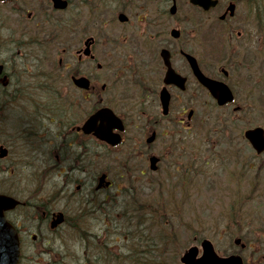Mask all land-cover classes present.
Here are the masks:
<instances>
[{"label":"flooded vegetation","instance_id":"obj_1","mask_svg":"<svg viewBox=\"0 0 264 264\" xmlns=\"http://www.w3.org/2000/svg\"><path fill=\"white\" fill-rule=\"evenodd\" d=\"M3 110L17 125L29 115L0 141L21 264L94 262L89 241L64 237L141 232L110 217L171 200L174 131L249 145L245 131L264 129V0H0Z\"/></svg>","mask_w":264,"mask_h":264},{"label":"rangeland","instance_id":"obj_2","mask_svg":"<svg viewBox=\"0 0 264 264\" xmlns=\"http://www.w3.org/2000/svg\"><path fill=\"white\" fill-rule=\"evenodd\" d=\"M9 112V111H8ZM2 120L1 126H0V141H4L6 138L8 139L9 134H3L2 131H7L9 133H11L10 129L11 127L16 128L13 129L14 131H17L18 126L23 127L24 122L26 120H29V115H23L21 121L17 124L13 123V118L12 116H8V114L6 113L5 110H3L2 112V117L0 118ZM7 122L9 123V129L6 130L7 128ZM174 136H171V143H175L177 142V138H178V142L179 143H183L184 147H187L188 143L190 144V148L194 149V148H198L201 145V141H200V137L198 135L194 136V135H186V133L184 131H179L175 134H172ZM177 136V138H176ZM15 135L12 133L11 139H14ZM9 141V140H8ZM177 142V143H178ZM176 154V152H175ZM197 154H200L197 152ZM13 154L10 153L9 157L13 158ZM175 159V157L173 158V160ZM262 160H264L263 158H260ZM106 160V159H104ZM102 161V160H101ZM9 162V158L4 160L1 163V171L4 172L5 171V166L8 164ZM107 163V162H105ZM258 163V162H257ZM0 171V190L1 191H5L8 192L10 191V186L11 184H13V178L14 176L8 177V175L6 173H1ZM264 175V171L262 172L261 177H263ZM264 179V178H263ZM16 191H18L17 188H15ZM25 190H23L21 193H23ZM47 190H43L42 191V195L45 196V192ZM203 195V193H202ZM22 197V196H21ZM162 201V198L158 197V199L154 202L153 205L159 204ZM182 200H177V202H175L177 205H179L181 203ZM203 201H206V199H203L202 201H197V204L200 205V203H202ZM207 203L205 204H201V211L199 212H194V214L192 215H185L184 218H182L184 221L182 222V225L179 224V222L176 220L175 224L172 225V228L177 232L178 236H179V241L177 244H174L171 246L169 238L167 237L166 233H163L164 237L168 240L169 246L168 249L166 250L165 253H163L161 256V264H178L179 263V257L182 254V252L189 247L190 245L193 244V241L196 237L198 236H205L209 239L212 240V242L217 246L218 248V252L221 255L224 254H229L232 251L238 252L239 254H241L242 257L245 258V263L246 264H250V260L252 258L251 261H253V264H264V238H262L260 236V228H264V208H263V212H260V215L257 217H254L253 221L250 222H246L243 219H239V221L237 219H235L234 217H225V215H220V217H215L213 212L207 213L206 208L209 207V210L214 209L215 206L211 205L212 202L216 203L217 205H219V203L216 200H212V199H207ZM194 199L188 200L186 203L182 204L181 209L186 210L187 208L189 209H199L200 206H198ZM255 204L256 203H252ZM166 206L167 208L171 207V200L169 198H164L163 201L159 204V210ZM165 207V210H166ZM164 210V211H165ZM235 216L236 214H238L237 211H235ZM211 215V216H210ZM130 218H135V216H130L128 217V219ZM168 218L173 220V215L171 213V216ZM233 218V219H232ZM161 219L158 218V222ZM203 220V221H202ZM202 221V223H201ZM171 222V221H170ZM204 222V223H203ZM123 223H127L125 222H120L118 224H123ZM199 224V225H198ZM202 225V226H201ZM202 227V230H199V228ZM240 227H241V231H240ZM126 228H130L129 226H125V228L122 229H126ZM171 228V231L173 230ZM191 228L192 231H189L188 229ZM195 228V229H194ZM91 229V228H89ZM236 230H238V232H235ZM246 230H250L249 232H247ZM146 231V230H143ZM142 231V239L141 242L139 243L140 246H144L146 244H152V241H155L156 243L158 242V250H161V248L166 244V239L164 240H160L161 239V235L158 234V236L156 238L147 235V231L144 232ZM90 232L94 233V234H100V233H105L104 231H99L96 229H92ZM136 235L138 234L137 232L135 233ZM114 235H120V232H115V233H111L109 236H114ZM132 236V233L129 232V237ZM235 237H239L241 238L242 243H245V248H240L238 245H234L232 244V246L230 245L233 241V239ZM258 237L260 240V243L254 242L253 240ZM261 238L263 241H261ZM63 239V238H61ZM64 239H71L72 237H64ZM160 240V241H159ZM176 240V239H175ZM58 241V238H57ZM89 243L92 244L93 246L95 245L93 240H89ZM113 244H116L118 247L113 246ZM125 243L123 241L121 242H114L111 241L108 244V262L110 264H114L115 261V253H118L121 250H124ZM198 245V244H196ZM98 247V246H97ZM26 253H30V250H25ZM32 251V250H31ZM155 252V251H154ZM157 253V252H155ZM79 264H82L81 262Z\"/></svg>","mask_w":264,"mask_h":264},{"label":"water","instance_id":"obj_3","mask_svg":"<svg viewBox=\"0 0 264 264\" xmlns=\"http://www.w3.org/2000/svg\"><path fill=\"white\" fill-rule=\"evenodd\" d=\"M109 131H96V135L106 141H111L113 136ZM250 140L260 151L264 148V136L261 129H254L247 133ZM113 143L115 141H112ZM8 198L0 196V264H17L18 262V243L14 229L4 220L2 210L8 204ZM239 240H235L238 243ZM202 254L196 257L197 247H191L181 257L182 264H243L238 255L227 257L219 256L209 240L201 243Z\"/></svg>","mask_w":264,"mask_h":264},{"label":"bare ground","instance_id":"obj_4","mask_svg":"<svg viewBox=\"0 0 264 264\" xmlns=\"http://www.w3.org/2000/svg\"><path fill=\"white\" fill-rule=\"evenodd\" d=\"M216 169L219 171H222V173H229V172H232V170H237L238 167L227 168L224 166H218L216 167ZM190 177H195V178L198 177L200 179L202 177V173L199 171H196L193 167L182 168L178 175L179 186L187 185L189 183ZM263 182H264V179H263ZM70 223L73 226V228L76 229L75 225H77V221L72 219ZM150 250H151V245H148L147 251H150Z\"/></svg>","mask_w":264,"mask_h":264},{"label":"trees","instance_id":"obj_5","mask_svg":"<svg viewBox=\"0 0 264 264\" xmlns=\"http://www.w3.org/2000/svg\"><path fill=\"white\" fill-rule=\"evenodd\" d=\"M162 220L159 221L158 224H161ZM178 235L175 231H171V243L175 241V239H177ZM150 260H148L147 264H161L159 262V260H156L154 257L149 256ZM154 258V259H153Z\"/></svg>","mask_w":264,"mask_h":264}]
</instances>
